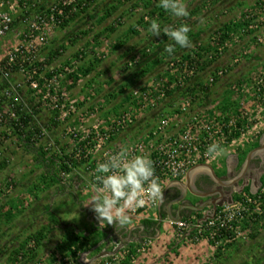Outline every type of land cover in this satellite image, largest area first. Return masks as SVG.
Segmentation results:
<instances>
[{
  "label": "rangeland",
  "instance_id": "1",
  "mask_svg": "<svg viewBox=\"0 0 264 264\" xmlns=\"http://www.w3.org/2000/svg\"><path fill=\"white\" fill-rule=\"evenodd\" d=\"M182 2L190 14L195 10L198 13L176 18L158 7L159 0H154L149 7L144 0L129 4L124 0H0V16L6 15L12 22L10 31L0 38V165H5L0 171V264H125L126 260L138 264L154 246L152 241L144 252L137 254L143 241L130 244L120 237L119 229L105 223L103 228L109 230L108 236L98 246L90 243L81 247L72 258L56 252L65 229L63 225L54 229L46 208L49 206L63 224L92 228L93 224L99 225L90 205L95 188L82 163L71 174L60 175L66 193L58 186L46 189L41 181L42 167L9 130L10 124L22 116L31 117V128L39 130L31 141L46 152V159L56 163L57 169L63 156H71L75 146L87 142L85 136H92L94 126L105 127L126 113L135 120L113 137L111 150L125 149L139 142H145V147L150 148L152 144L182 135L194 119L209 128L200 136L203 142L207 140L212 145L208 133L216 142L222 141L215 134L221 122L245 116L250 129L231 144L222 145L225 154L212 158L209 147L203 143L204 154L195 155L190 168L209 164L215 169L223 166L225 170L227 160L231 164L234 159L230 156L245 158L252 146L260 142L264 133V0ZM66 4L72 5V12L52 21L53 10ZM88 6L90 17L63 28L71 15ZM114 6L118 8L114 16L103 19V8ZM153 20L161 29L182 24L190 27L188 36L192 46L174 53V60L184 54L194 58L192 54L196 56L198 52L203 56L201 65L194 64L178 76L176 85L183 83L182 89L169 96L174 86L167 87L166 81L167 74L175 71H172L174 57L167 58L159 67L154 66L145 77L139 75L141 68L161 58L166 45L173 42L163 31L160 36L152 35L146 26ZM112 24L116 31L106 32ZM225 25H230L231 31L224 40L220 29ZM18 49L24 50L13 65L18 69L12 67L6 71L4 64ZM32 50L36 52L33 61ZM56 50L60 55L49 61L48 54ZM96 59L99 65L94 66L88 77L79 74L76 85L69 79L80 67L90 68ZM93 79L94 83L90 84ZM34 81L38 84L36 89L31 85ZM188 87L196 91L183 97L182 91ZM128 97L130 102L125 103ZM227 101L229 107L224 111ZM240 159L233 175L241 172L244 162ZM248 177L233 187L228 201L234 200L235 194H249L243 193ZM133 220L126 225L134 223ZM242 225L248 226L244 230L246 237L227 243L224 255L215 264H264V226L260 224L262 228L254 231L257 238L251 239L253 222ZM44 227L51 231L46 232L36 261H13V250ZM231 244L235 245L228 248ZM129 250L134 260L123 261V252Z\"/></svg>",
  "mask_w": 264,
  "mask_h": 264
},
{
  "label": "built area",
  "instance_id": "2",
  "mask_svg": "<svg viewBox=\"0 0 264 264\" xmlns=\"http://www.w3.org/2000/svg\"><path fill=\"white\" fill-rule=\"evenodd\" d=\"M72 6V5H69ZM67 7V4L64 6ZM64 9L56 8L51 15L52 21L54 18H61L65 15ZM41 20V18H39ZM11 19L6 15L0 16V38L4 37L11 29ZM19 53V54H18ZM24 54L23 49H18L16 54L9 57V62L4 66L6 71H10L15 64L17 58ZM33 55L32 61L35 59V50L31 51ZM192 57H195L192 54ZM23 68V67H21ZM34 89L38 88L36 81L31 84ZM57 107V106H56ZM55 107V108H56ZM134 118L130 113L122 115L117 120L110 122L105 127H101L99 124L93 127L92 136H85L86 143H79L75 146L72 154L78 164H84L86 170L91 177V185L93 188L96 186L95 176L96 168L99 163L107 162L109 155L116 154L122 149L111 150L110 144L114 136L124 131L134 122ZM163 125H165L163 123ZM204 129H208L207 126H201L197 120H193L189 127L180 136L167 138L166 140L155 145L152 144L150 148L145 147V142L134 143L133 145L123 148L127 150L129 159L135 155H144L149 157L153 161L155 169V176L158 178L162 195L165 187L174 181L182 180L192 165L193 157L195 155L204 154L205 147L210 146L201 139L200 134ZM250 129V124L244 115L239 116L237 120L228 119L223 120L220 127L217 128L215 134L218 136L219 142L212 139L211 133H208L210 143L217 144L219 146L228 145L227 137L233 134L239 133L243 135L245 131ZM227 132V136H226ZM214 133V132H213ZM212 133V134H213ZM235 140V139H234ZM234 140L232 142H234ZM231 142V143H232ZM230 143V144H231ZM213 145V144H212ZM102 153V154H101ZM95 154H100L95 156ZM147 187V185H145ZM256 193H252L256 195ZM264 193V189L261 192ZM145 205L140 208H134L127 210V215L130 219H136L143 213L147 215L151 212H156L159 209L160 201L150 199L147 194L144 196ZM252 208L254 211H252ZM258 214L264 218V200L261 196L253 197L249 194L240 196L239 199L232 201H224L221 203L219 210L216 211L213 219H209L206 222H202V218L191 217L186 220L178 222H172V226L175 228V235L177 239L183 238L188 232H190L189 239L192 243H199L202 241L207 242L215 249H225L227 243L233 240H239L240 237H246V229L242 223L256 222L254 215ZM243 228H242V227ZM250 231V230H249ZM142 247L137 250V254L144 252L145 247L152 243V239L145 238L142 240ZM134 254H131L130 250L123 252L122 259L132 258L134 260ZM122 263V262H121ZM123 264V263H122Z\"/></svg>",
  "mask_w": 264,
  "mask_h": 264
},
{
  "label": "trees",
  "instance_id": "3",
  "mask_svg": "<svg viewBox=\"0 0 264 264\" xmlns=\"http://www.w3.org/2000/svg\"><path fill=\"white\" fill-rule=\"evenodd\" d=\"M91 2H96V0H90ZM127 4L132 3L134 0H124ZM146 2V7H149L151 5V3L154 0H144ZM59 9H64L65 11V15H69L70 12H72L73 7L72 6H67V7H62L60 6ZM118 11L117 7H104L103 10L101 11L102 13V18L103 19H109L112 16H114V14ZM85 14L84 16H81V14ZM155 13V12H154ZM154 13H152V15H154ZM198 12L197 10L193 11L190 16L196 15ZM89 6L86 7L85 9H82L81 11L71 15V17L69 18V20L64 24L63 28L67 27L70 23L77 21V20H83L85 19V17H90L89 16ZM163 15V13L161 14ZM116 26H114L113 24L110 25L107 29L106 32H111L114 33L116 31ZM149 26H146L147 29H149ZM134 28H132L133 31ZM231 31V27L230 25H225L220 29V33L223 32L224 35L221 37L222 39H226L229 37V34ZM134 33V32H133ZM83 34V33H82ZM85 34V32H84ZM83 34V35H84ZM189 39L191 40V38L189 37ZM126 42H124L125 44ZM164 42H162L161 44H163ZM173 43V42H171ZM170 44V43H169ZM123 46V44L121 45V47ZM185 48H180L179 45H176V52H180ZM204 50V49H203ZM145 54V53H144ZM60 55L59 50H56L54 52H50L47 56V58L49 59V61H53L55 58H57V56ZM175 54L169 56V54L164 50L163 52V56L161 58H157L156 60H154L152 65H147L144 68H141L139 70V75L140 77H145L147 74H149L152 70L154 66H161L164 61L167 58H172L174 57ZM137 56H135L133 58V60L136 58ZM202 54H200V52H198L196 54V56L194 58H190L189 54L188 55H183L181 57V59H175V57L173 58V65L174 67H172V71L175 70L172 73H168L167 74V81H166V86L167 87H171L174 86L173 90H169L168 92V96L176 91H180L182 88L180 85H182L183 83L179 82L177 85L176 83L178 82V76H181L184 74L185 69H190L194 64H198L201 65V61H202ZM99 60H95L92 64V66L90 68H86V67H80L79 72L78 73H74L70 76L69 79H72L74 81V84L76 85L77 82L79 81V74L82 75V77L86 78L88 77L94 66L99 65ZM213 63V62H212ZM6 64H4L5 66ZM67 65H70L69 63H67ZM15 70L18 69L17 66L13 67ZM96 69V68H95ZM90 84L94 83V79L89 81ZM195 89H191V88H187L186 90L182 91V96L186 97V96H191L195 93ZM130 102V97L126 98L125 103H129ZM226 107L224 108V111H226L227 107H229V101L226 102ZM1 110H0V115H1ZM2 117V115L0 116ZM30 122H31V117L30 116H22L19 120L14 121V123L10 124L9 130L12 132V134L21 142V144L23 145V147L25 149H27L31 154L34 155L37 164L42 167L44 174L41 177V181L43 183H45V188L46 189H50L53 187H59V190H61L62 193H66V185L63 184V179L60 178L61 174H71L73 172V170H75L78 167V163L76 162V160L74 159V155L72 154L71 156H63L60 161H61V165H59V169H57V164L54 163L53 161H50L48 159H46V152L44 150H41L40 148L36 147L34 145V143L31 141L33 140V135L35 133H39V130L37 128H31L30 126ZM25 127V128H24ZM27 129V130H26ZM227 132H226V136H227ZM240 134H233L230 137H227V142L230 144L234 139L239 138ZM259 145V142L256 143L254 146H252V148L250 150L255 149L257 146ZM247 156V155H246ZM246 158V157H245ZM245 158L240 159L241 162H244ZM5 165L2 164L0 165V171L2 169H4ZM264 189V179H262V187L259 190V192L256 195H253L251 193V189L249 186L245 187L243 189V193H249V195L253 196V197H258L261 196L264 200V193L262 194V190ZM241 195V194H240ZM239 194H235L233 196L234 199H239L240 198ZM74 201L79 205V207L82 206V204H80V202L78 203V200L76 198L75 195H72ZM226 201V200H225ZM224 202V201H223ZM221 205V204H220ZM220 205L217 207V210H219ZM252 211L253 208H252ZM46 213L49 215V220L51 222V225L55 228H60L62 227V225L64 226L65 229V235L62 238V241L56 245V252L63 254L64 256H69V257H74L77 252L80 250L81 247H86L88 246L90 243L92 244V246H98L100 244V242L104 239L107 238L108 236V232L109 230L107 228H103L101 226H99L98 224H93L92 228L89 227H85L82 229L77 228L74 225L71 224H63L62 221L60 220V218L55 215L52 211L51 208L48 206L46 208ZM197 214V213H196ZM199 216V214H197ZM164 218V215H163ZM200 218H202L200 216ZM254 218H256V222L253 223V228H251V232L249 234V237L251 239H255L257 238V233H254V231H259L262 227L260 226V224L262 226H264V218H262V216L255 214ZM184 220H186V218H184ZM158 221H151V220H143L141 221L142 226L146 229V230H152V234L155 235L156 234V225H157ZM245 225H247V222L244 221ZM161 227V226H160ZM245 228H248V226H246ZM257 229V230H256ZM259 229V230H258ZM1 224H0V233H1ZM49 231L47 228H43L42 231H40L37 234L34 235H30L28 237H26V239L19 244L18 248L14 249L12 252V258L13 261L15 262H19L24 261L26 263H31V262H35L37 257H38V251L39 249L42 247V244L44 242V240L46 239V232ZM51 231V230H50ZM49 231V232H50ZM92 241V242H91ZM31 244H34L32 247L30 246ZM132 244V243H131ZM235 244H231L228 248H230L231 246H234ZM224 250V249H223ZM223 250L222 249H216L215 255L213 258L219 260L220 258H222L223 254ZM125 264H130V260H126Z\"/></svg>",
  "mask_w": 264,
  "mask_h": 264
},
{
  "label": "clouds",
  "instance_id": "4",
  "mask_svg": "<svg viewBox=\"0 0 264 264\" xmlns=\"http://www.w3.org/2000/svg\"><path fill=\"white\" fill-rule=\"evenodd\" d=\"M158 7L170 12L176 18L189 17L190 13L182 0H159ZM149 31L153 36H160L163 31L173 43L166 45L165 51L169 56L180 48H189L192 41L188 33L190 27L182 24L179 27L161 25L153 20ZM226 153V149L213 144L208 148V154L215 158ZM96 186L91 206L99 225L123 227L130 222L127 210L140 208L145 205L144 196L152 200L162 198V191L155 176L153 161L144 155H135L129 159L127 150L109 155L107 162L99 163L96 168ZM147 185V187H145Z\"/></svg>",
  "mask_w": 264,
  "mask_h": 264
},
{
  "label": "crops",
  "instance_id": "5",
  "mask_svg": "<svg viewBox=\"0 0 264 264\" xmlns=\"http://www.w3.org/2000/svg\"><path fill=\"white\" fill-rule=\"evenodd\" d=\"M231 157L234 159H232L231 164L227 160L225 170H222L223 166H218V168H216L217 174L222 173V175H226L227 177L233 175L234 170L236 169V165L238 164V159H237L238 157L230 156L229 158ZM201 176H204L203 177L204 180L206 179L205 175H198L195 178V180ZM226 176L223 177L222 180L225 179ZM185 179L186 176L180 181H185ZM228 179H230L228 181H231V179L233 180L234 178H228ZM244 183H247L245 184L244 188L249 186L252 192H256L258 187H261V184L259 183L256 185L257 187H254L255 184L253 182H250L249 177L244 181ZM177 188H179L177 185L170 187L166 192L165 196H164V191H165L164 189L160 202L161 208L163 204L167 203L166 199L168 196L173 197L176 195ZM177 204L178 202H170L168 205L166 204L167 208L165 207V209L168 211V207L172 205L171 207L174 208L177 213V210L179 208ZM161 208L157 210L158 213L157 217H156L157 214L156 212L155 213L151 212L148 215L146 213H143L140 216H138V218L134 219L133 220L134 223L131 222L132 223V224L130 223L131 225L116 227L117 229H119L118 231L121 232L120 237H122V239L124 238L130 244L142 241L145 238H150L153 240L154 246L150 249L148 254H146L144 257L140 259L138 264H209V263L215 264L217 259L213 257L215 255L216 249L205 241L199 243H192L191 239H189L190 232H188L183 238L177 239L175 235V231L171 227L173 221L168 217V215H165L164 217L165 220H163L162 224L160 225L161 227H159L161 231L160 235H158L157 231L156 234L153 235L152 230H146L142 227L141 221L143 220L158 221L160 217V212L162 214ZM212 210H213V206H209L208 204L203 211H199V212L192 211L191 213L192 215L186 217V219L194 217L197 214H199L201 217L206 216ZM171 213H172V209H171ZM194 248L196 250H194Z\"/></svg>",
  "mask_w": 264,
  "mask_h": 264
},
{
  "label": "water",
  "instance_id": "6",
  "mask_svg": "<svg viewBox=\"0 0 264 264\" xmlns=\"http://www.w3.org/2000/svg\"><path fill=\"white\" fill-rule=\"evenodd\" d=\"M263 155H264V133L262 134V137L260 139L259 146L248 153V155H247V157H246V159L242 165L241 172L233 180H231V181L222 180V178H220L219 175L217 174L216 169L209 164H197L188 170L185 181L171 182L166 187V189L164 191V196L170 187L177 185L183 191L184 196L187 195V192H190L191 194H193L197 197H201V198L211 197V196L215 195V193H218L220 195V197H222L223 196L222 191H217V192H212V193H203V192L198 191L194 185L195 178L198 175H205L212 182H214V183H216L222 187H233L235 184H237L238 182L245 179V176L247 175L253 160L256 159L257 157L263 156ZM207 205H208V203L204 204L203 206H184L182 204L181 206H179L175 216H173L171 213V209H172L171 206L172 205H170L168 207L167 215L170 219H172L173 222H178V221H181L184 219V216L182 214L183 208H189L194 212H199V211H203L207 207ZM212 206H213V210L209 214H207L206 216L202 217V219H201L202 222H206L207 220L214 218L215 213L217 211L218 204L213 202ZM160 208H161V203L159 205V209ZM163 220H164L163 215L160 212V217H159L158 223L156 225V231H157L158 235L161 234L159 227L162 224ZM130 231H132V230H130Z\"/></svg>",
  "mask_w": 264,
  "mask_h": 264
},
{
  "label": "flooded vegetation",
  "instance_id": "7",
  "mask_svg": "<svg viewBox=\"0 0 264 264\" xmlns=\"http://www.w3.org/2000/svg\"><path fill=\"white\" fill-rule=\"evenodd\" d=\"M239 159H240V157L238 156V161H239ZM218 175L220 178H223L226 176V175H222V173H218ZM236 176L237 175H233L232 177L226 176V178L223 180L228 181V180H230L228 178H235ZM248 176L250 177V182H253L255 185H257L258 183L259 184L262 183V179L264 178V155L259 156L253 160L251 167H250L247 175L245 176V178ZM203 177L204 176L197 178L194 182L195 188L198 191L203 192V193H212V192L222 191L223 196L220 197V195L218 193H215V195H213L211 197L201 198V197H197V196L191 194L190 192H187V195L184 196L183 191L180 188H177L176 189L177 190L176 195L173 197L168 196L166 199L167 203L166 202L165 203L168 205L170 202H178L177 205L179 207L182 204L184 206H201V205L206 204V203H208L209 206H212V203L215 202L219 206L223 201L227 200V198L229 196L232 197V195H233L232 191H233V187H235V185L233 187H222V186L212 182L207 177H205L206 179L204 180ZM166 204H163L162 208H161L162 214L164 215V217H165V215H167L166 214L167 210L165 209ZM191 213H192V210L189 208H183L182 209V214H183L184 218L192 215ZM172 214L176 215V210L174 208H172ZM164 220H165V218H164Z\"/></svg>",
  "mask_w": 264,
  "mask_h": 264
}]
</instances>
